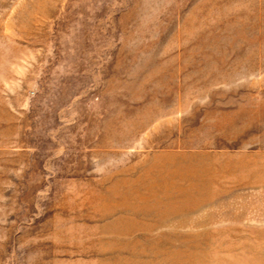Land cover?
<instances>
[{
    "label": "rangeland",
    "instance_id": "rangeland-1",
    "mask_svg": "<svg viewBox=\"0 0 264 264\" xmlns=\"http://www.w3.org/2000/svg\"><path fill=\"white\" fill-rule=\"evenodd\" d=\"M0 264H264V0H0Z\"/></svg>",
    "mask_w": 264,
    "mask_h": 264
}]
</instances>
